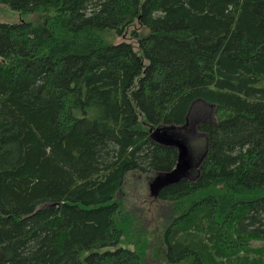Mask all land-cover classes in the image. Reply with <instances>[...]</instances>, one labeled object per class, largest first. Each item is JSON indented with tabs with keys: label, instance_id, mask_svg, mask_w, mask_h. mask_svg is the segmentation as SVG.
<instances>
[{
	"label": "trees",
	"instance_id": "obj_1",
	"mask_svg": "<svg viewBox=\"0 0 264 264\" xmlns=\"http://www.w3.org/2000/svg\"><path fill=\"white\" fill-rule=\"evenodd\" d=\"M0 3V264H147L118 196L176 165L160 125L195 159L152 199L164 259L264 264V0Z\"/></svg>",
	"mask_w": 264,
	"mask_h": 264
},
{
	"label": "rangeland",
	"instance_id": "obj_2",
	"mask_svg": "<svg viewBox=\"0 0 264 264\" xmlns=\"http://www.w3.org/2000/svg\"><path fill=\"white\" fill-rule=\"evenodd\" d=\"M17 17L18 14L14 13L6 5L0 3V20H13ZM38 17L33 16L34 19H38ZM110 38L116 41L122 39L134 41V39L130 38V33H128L125 37L116 38L114 36H110ZM206 110L209 115L208 118L214 119V106L207 104ZM190 132L194 136L202 135L201 132L195 130L194 126L190 129ZM149 176L150 175L142 174H130L129 176H127L126 181L122 189L120 190L118 197L125 204V211L131 218V226L138 231H147L149 234V242L146 252L147 264H169L164 259V254L161 253L163 250L161 236L166 225V222L164 221H166L165 218L168 211L165 208H161L158 211L155 210L156 212H158V215H156L154 213V210H152V199H155V197L151 196L150 194L149 184L155 176Z\"/></svg>",
	"mask_w": 264,
	"mask_h": 264
},
{
	"label": "water",
	"instance_id": "obj_3",
	"mask_svg": "<svg viewBox=\"0 0 264 264\" xmlns=\"http://www.w3.org/2000/svg\"><path fill=\"white\" fill-rule=\"evenodd\" d=\"M182 127L184 126L160 125L154 129L151 128L150 137L156 143L175 147L178 152L176 165L169 171L157 174L149 184L150 194L155 198L164 188L188 178L190 171L195 166V159L192 156L188 141L173 131Z\"/></svg>",
	"mask_w": 264,
	"mask_h": 264
}]
</instances>
